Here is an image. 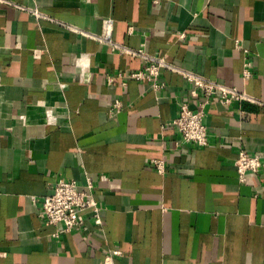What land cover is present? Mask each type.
I'll return each instance as SVG.
<instances>
[{
	"label": "crops",
	"instance_id": "0c3cea01",
	"mask_svg": "<svg viewBox=\"0 0 264 264\" xmlns=\"http://www.w3.org/2000/svg\"><path fill=\"white\" fill-rule=\"evenodd\" d=\"M108 19L116 43L264 101V0H0V264H264V104L213 101L208 144L182 141L192 83L128 77L148 60L96 37ZM241 150L263 160L244 181ZM60 179L92 181L80 230L42 214Z\"/></svg>",
	"mask_w": 264,
	"mask_h": 264
},
{
	"label": "built area",
	"instance_id": "2783aa9c",
	"mask_svg": "<svg viewBox=\"0 0 264 264\" xmlns=\"http://www.w3.org/2000/svg\"><path fill=\"white\" fill-rule=\"evenodd\" d=\"M112 19L106 22V33L96 36L102 41L114 44L120 50L133 55H141L148 60V64L141 70L129 72L128 77L135 80H147L153 89L159 90L165 87L162 80V69L168 68L183 75L192 83L190 93L198 99L197 107L193 108L190 102L181 103L178 115L173 119L172 124L180 133L181 139L187 143L207 145L209 142V130L204 122L207 107L213 101H222L225 104L233 100H247L264 104L261 99L250 95L248 92L235 86L227 85L217 79L208 77L202 73L175 65L166 61L163 57L147 54L144 49H134L120 45L112 39ZM250 72L247 71V75ZM112 81L113 78L110 77ZM120 106V101L115 103ZM159 170H164L162 160H156ZM239 179L244 181L248 172H258L263 167V160L259 154H252L241 150L236 159ZM93 187L89 180L86 186H81L76 180L60 179L54 185L53 191L42 199V214L50 224L62 225V232L77 231L82 229L85 211L91 210L99 216L101 207L91 194Z\"/></svg>",
	"mask_w": 264,
	"mask_h": 264
}]
</instances>
